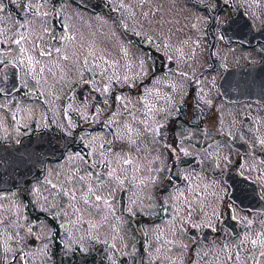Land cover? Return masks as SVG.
Here are the masks:
<instances>
[{
    "label": "flooded vegetation",
    "instance_id": "flooded-vegetation-1",
    "mask_svg": "<svg viewBox=\"0 0 264 264\" xmlns=\"http://www.w3.org/2000/svg\"><path fill=\"white\" fill-rule=\"evenodd\" d=\"M11 1L0 0L3 15ZM181 2L188 30L149 35L144 81L100 90L82 65L85 77L67 93L60 114L44 88L8 59L14 47L0 43V102L39 105L30 124L19 108L2 110L8 118L0 147L67 144L62 159L48 157L19 187L0 191V264H114L109 250L120 253L107 245L121 243L123 221L138 249L119 258L120 264L124 258L131 264L148 241L149 264H264V0ZM57 4L52 0L51 32L60 35ZM100 14L116 21L129 45L141 43L120 12ZM57 41L53 54L63 51L66 39ZM14 74L16 90L9 84L17 81ZM126 90L136 91L147 130L135 140H115L114 128L129 111ZM97 133L113 136V142L84 140ZM136 143L143 154L149 146V210L143 214L128 199L137 184L133 178L128 190L120 185L112 194L118 161L130 158L123 154L129 147L135 151ZM71 156L83 167L70 166ZM65 163L66 171L49 177ZM147 258L141 252L138 263L147 264Z\"/></svg>",
    "mask_w": 264,
    "mask_h": 264
},
{
    "label": "rangeland",
    "instance_id": "rangeland-1",
    "mask_svg": "<svg viewBox=\"0 0 264 264\" xmlns=\"http://www.w3.org/2000/svg\"><path fill=\"white\" fill-rule=\"evenodd\" d=\"M53 1H57L56 8L63 20V30H59L63 32L59 34L66 39L61 53H52L53 39H57L58 44L61 42L60 35L51 32L54 31L55 23L53 21L55 7L52 5V0H14L10 3L9 14L3 15L0 10V43L3 42L7 48L14 47L8 59L17 64L19 62L23 66L24 75L31 76V80L44 88L43 93L46 94L44 96L53 103L57 114H60L61 103L65 100L67 93L72 90L77 80L85 77L81 71L82 65L88 66L89 80L95 87L104 85L106 90L114 92V82L120 87L137 86L149 75V35L161 38L166 35V32L162 33V31H170L175 35L178 31L186 33L188 30L189 13L181 0H105L111 10L117 9L120 12L127 29L142 37L141 43L132 46L121 34L116 21L106 14L96 15L97 13L76 5L75 0ZM24 4L27 5L23 9ZM30 10H34L35 13ZM20 11L22 12L18 15L17 12ZM1 56L0 52V59L3 58ZM141 88L145 93L149 92V88ZM134 92L136 91L126 90L123 94V100L126 101L129 111L126 114V120L114 128L115 140H135L147 130L144 114L137 113L140 100ZM107 95L108 93L105 96ZM8 103L9 101L0 102L2 105L0 135L7 130L5 123L8 117L3 114L4 108L11 106L19 108L20 113L28 114L24 117V122L28 124L30 120L33 123V116L37 113L36 108L39 106L36 102L24 104L16 102L7 105ZM119 114L122 115V112ZM61 122H63L62 119ZM66 130H68L67 126ZM67 132L72 134L71 131ZM113 136L97 133L91 137H85L84 140L96 144L98 139H103L111 144ZM136 146L135 151L132 152L129 147L126 154H123L130 158H122L118 161V167L115 168L118 185L115 184L112 187V194L120 188V185L121 188L128 190L133 178L132 181L137 184L130 188L128 199L135 212L143 214L149 210V187L146 185L149 182L147 180L149 146L145 144L144 154L140 152L142 150L137 143ZM69 161L70 166L83 167L76 156H71ZM58 166H54L56 170L51 169L49 177L54 178L55 171H66L70 167L63 170L66 163ZM156 198L159 200L158 196ZM156 198L154 197L152 201L155 205L158 204ZM121 234L120 244L107 245L110 249L116 247L120 253L117 255L109 250L110 259L114 264H120L119 258L122 259L125 255L130 256L136 248L138 249V243L135 247L136 240L132 238L126 221L122 222ZM143 251L147 252V264H149V241L145 245L141 244V251H138V257L136 255L133 257L131 264H135L136 261V264H140L138 261Z\"/></svg>",
    "mask_w": 264,
    "mask_h": 264
},
{
    "label": "water",
    "instance_id": "water-1",
    "mask_svg": "<svg viewBox=\"0 0 264 264\" xmlns=\"http://www.w3.org/2000/svg\"><path fill=\"white\" fill-rule=\"evenodd\" d=\"M81 7L95 13H101L104 10L108 11L103 0H76ZM17 71V69H15ZM15 75V74H14ZM17 81L10 80V85L13 89L18 88V77L14 76ZM3 92L4 89H1ZM13 90V91H14ZM83 90H80L82 92ZM11 92V91H10ZM252 92V91H248ZM10 94V93H9ZM67 144L63 147L57 144L43 142L35 144H23L20 147L9 148L7 146L0 147V191L19 187L23 184L37 168H43L48 157L60 160L66 154ZM236 197H240L236 195ZM124 203V195L122 197ZM122 264H125L123 260Z\"/></svg>",
    "mask_w": 264,
    "mask_h": 264
},
{
    "label": "snow or ice",
    "instance_id": "snow-or-ice-1",
    "mask_svg": "<svg viewBox=\"0 0 264 264\" xmlns=\"http://www.w3.org/2000/svg\"><path fill=\"white\" fill-rule=\"evenodd\" d=\"M17 43H19V41H17ZM126 162L131 163L130 161H126ZM99 199H100V197H97V200H99ZM253 243H255V241Z\"/></svg>",
    "mask_w": 264,
    "mask_h": 264
}]
</instances>
